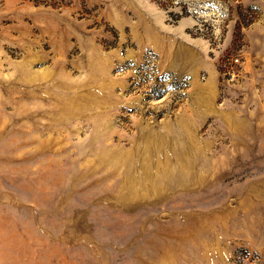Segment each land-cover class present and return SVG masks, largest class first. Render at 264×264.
I'll use <instances>...</instances> for the list:
<instances>
[{
    "label": "rangeland",
    "instance_id": "374dc122",
    "mask_svg": "<svg viewBox=\"0 0 264 264\" xmlns=\"http://www.w3.org/2000/svg\"><path fill=\"white\" fill-rule=\"evenodd\" d=\"M0 264H264V0H0Z\"/></svg>",
    "mask_w": 264,
    "mask_h": 264
}]
</instances>
